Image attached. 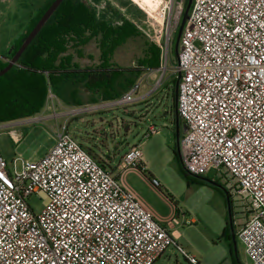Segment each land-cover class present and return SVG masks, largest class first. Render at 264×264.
<instances>
[{
  "label": "built area",
  "instance_id": "1",
  "mask_svg": "<svg viewBox=\"0 0 264 264\" xmlns=\"http://www.w3.org/2000/svg\"><path fill=\"white\" fill-rule=\"evenodd\" d=\"M87 1L98 19L115 28L127 20L148 37L162 53L163 77L182 2L161 0L145 31L130 16L115 17L109 0ZM173 72L174 110L186 126L183 166L195 176L224 170L231 177L229 197L245 208L236 238L250 264H264V0H192ZM138 90L52 117L128 105L141 98ZM47 98L53 107L51 89ZM15 162L11 171L0 156V264H155L169 248L198 264L123 182L133 171L159 187L138 147L124 153L114 175L70 135L66 118L43 157L22 161L19 171ZM32 195L44 200L38 214L27 203Z\"/></svg>",
  "mask_w": 264,
  "mask_h": 264
},
{
  "label": "rangeland",
  "instance_id": "2",
  "mask_svg": "<svg viewBox=\"0 0 264 264\" xmlns=\"http://www.w3.org/2000/svg\"><path fill=\"white\" fill-rule=\"evenodd\" d=\"M44 1L49 0H0V56L5 53V46L14 33L24 24L27 14L36 11L42 4L44 6ZM109 1L120 14L130 16L145 31L147 28L143 22L146 21L147 14L155 11L161 2V0ZM178 1L182 2V12L171 37L163 77L161 60L159 70L140 66L139 62L146 57L148 47L154 45L143 34L139 33L136 37L128 39L110 58L113 68L122 72L115 89L119 93H124L130 87L139 84L136 94L141 97L139 100L124 106L107 107L78 116L58 117L55 120L52 117L53 110L54 113L60 114L72 107H88L92 102L84 99L83 83L66 79L53 84L51 87L55 96L53 107L47 98L42 110L31 117L38 118V121L31 122L29 121L31 118H28L0 123L2 126L0 156L7 162L11 171L14 160L17 171L20 170L22 161L39 160L54 144L57 123H62L66 118L70 135L86 150L90 149L95 153L87 139L95 138L94 132L99 133L98 145L104 149L105 154L103 161H109L113 166L130 146L138 145L143 154L147 175L154 178L159 187L152 186L141 174L133 171H127L123 176V182L127 187L155 213L172 219L184 237H190L197 244L196 238H205L208 245L205 243V246L200 247L209 257L206 261L208 264H250L239 239L236 238L235 256V253L230 251L227 241L222 238L228 220L226 194L235 182L231 181V177L224 170L210 171L207 175L200 176L202 178L200 183L190 181L182 174L173 153L176 145V124L172 98L173 80L177 78L173 72L177 63L174 44L185 9L184 3L187 0H174V4ZM113 15L116 17L118 13ZM82 52L81 58L74 56V63L80 69L99 66L100 52L95 42L83 47ZM129 69L134 71H127ZM181 126L182 122L179 120L180 135L183 134ZM11 131L20 133L19 139L15 140ZM177 153L180 158L179 151ZM43 201L41 196L32 195L27 203L34 213L38 214L42 210ZM230 211L233 229L236 231L245 217V208L230 198ZM228 232L230 234L229 225ZM177 257L178 264H188L178 253Z\"/></svg>",
  "mask_w": 264,
  "mask_h": 264
},
{
  "label": "trees",
  "instance_id": "3",
  "mask_svg": "<svg viewBox=\"0 0 264 264\" xmlns=\"http://www.w3.org/2000/svg\"><path fill=\"white\" fill-rule=\"evenodd\" d=\"M53 1L49 0L45 3L29 22L25 32L2 58L7 61L12 58ZM185 5L186 1L184 7ZM110 9L117 13L114 7L110 6ZM139 33L127 20H124L120 27L115 28L98 19L94 10L87 3L81 0H64L23 51L16 65L0 76V123L36 116L44 107L52 85L65 79H75L77 82L83 83L89 92L97 94L102 101L118 99L123 93H119L115 89V84L122 72L113 68L110 58L119 46ZM90 42L97 44L100 52V64L97 68L80 69L74 63V56L81 58L83 47ZM7 61L0 60V71L6 67ZM139 63L143 68L158 69L160 64L158 47L150 45L146 57ZM175 81L176 79L173 80V83ZM172 102L174 106L173 98ZM173 153L184 177L200 183V179H202L200 176L192 175L184 168L176 145ZM227 224L228 220L222 237L229 242L230 251L236 256L228 235ZM232 258L235 263L234 255Z\"/></svg>",
  "mask_w": 264,
  "mask_h": 264
},
{
  "label": "crops",
  "instance_id": "4",
  "mask_svg": "<svg viewBox=\"0 0 264 264\" xmlns=\"http://www.w3.org/2000/svg\"><path fill=\"white\" fill-rule=\"evenodd\" d=\"M47 1H44V3H46ZM43 5V4H42ZM42 5H40L39 7H37L36 11H32L30 13L27 14V18L24 21V24L21 26V28H19L14 35L12 36V38L10 39V41L6 44L5 46V53H3V55L0 56V60L2 61H7V59L2 58V56H5L9 50V48L16 42V40H18V38L25 32L29 22L35 17L36 13L43 7ZM66 80V79H65ZM75 80V79H73ZM84 85V84H83ZM126 92V91H125ZM124 92V93H125ZM123 93V94H124ZM82 94L84 95V99L87 102H92V105L85 107V108H90L93 106H97L99 104H102L104 102H109V101H102L100 100L99 96L95 93L89 92L86 88H84L82 90ZM122 94V95H123ZM73 102H75L74 99H72ZM74 108H78V107H72ZM71 108V109H72ZM92 111V110H91ZM64 112V111H63ZM90 113V111H88ZM87 113V112H86ZM13 133L14 135V139L16 140L17 138H19L21 135L20 133H16L14 131H11V134ZM95 138H91V139H87L88 143L90 144V146L95 150V153L93 151H91L90 149H88L87 151L107 170H110L114 175H118L119 173V165H120V161L113 166L111 163H109V161H103V158L105 157L104 149H102V147H99L98 143H99V139L97 138L99 133L94 132ZM182 136V134H181ZM17 137V138H16ZM136 146L138 147V145H132L130 146L128 149H130L131 147ZM144 159V158H143ZM136 173V172H135ZM136 194V193H135ZM137 196V194H136ZM138 200L144 204V206H146L152 213L153 215L156 217L157 220L160 221V223H162L167 229L168 231L172 234V236L175 238L176 242L183 248L186 250L187 253H189L190 255L194 256L198 262V264H201V262L208 264V262H206L209 257H207L205 254V250L203 248H201L202 246L208 245L207 240L205 238H196L198 241V244L196 242H194L190 237H184L183 233L180 232L177 228L176 225H168L167 224V217H162L159 214L155 213L148 205L147 203H145L139 196H137ZM166 201V200H165ZM228 225V224H227ZM235 234V238H236V231H234ZM228 235L230 237V242L232 244V240H231V233ZM223 238V237H222ZM225 239V238H223ZM226 240V239H225ZM227 241V240H226ZM227 243L229 244V242L227 241ZM201 246V247H200ZM177 253L175 251V249L173 248H169L168 250H166V252L161 255L155 264H178V260H177Z\"/></svg>",
  "mask_w": 264,
  "mask_h": 264
},
{
  "label": "water",
  "instance_id": "5",
  "mask_svg": "<svg viewBox=\"0 0 264 264\" xmlns=\"http://www.w3.org/2000/svg\"><path fill=\"white\" fill-rule=\"evenodd\" d=\"M64 0H54L50 6L46 9V11L43 13V15L40 17V19L37 21L35 26L32 28V30L28 33L27 37L22 42L21 46L18 48V50L15 52V54L12 56L10 60L7 61L6 67H4L0 71V76L4 75L7 71H9L14 65H16L17 61L19 60L20 56L22 55L23 51L26 49V47L30 44V42L34 39V37L37 35V33L40 31V29L43 27V25L49 20V18L53 15L55 10L58 8V6L63 2ZM192 0H187L185 9L183 11V15L180 21L179 29L177 32V36L175 39L174 44V53L178 55V49H179V40L185 25V22L188 17L189 8L191 6ZM179 82V76L176 78V81L174 83V90H173V100H174V107L176 106V99H177V86ZM176 119V135H175V141H176V148L177 151H179V136H180V127L178 123V117L175 114ZM186 130V126L182 124L181 131L184 132ZM226 204L228 207V225L231 233V240H232V246L236 247V238L234 234L233 229V223L231 218V211H230V197L229 194H226Z\"/></svg>",
  "mask_w": 264,
  "mask_h": 264
}]
</instances>
